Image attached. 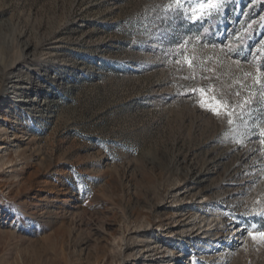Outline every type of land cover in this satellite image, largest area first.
<instances>
[{
  "label": "rangeland",
  "instance_id": "1",
  "mask_svg": "<svg viewBox=\"0 0 264 264\" xmlns=\"http://www.w3.org/2000/svg\"><path fill=\"white\" fill-rule=\"evenodd\" d=\"M188 8L0 0V264H117L168 239L178 264H264V0ZM208 85L231 116L189 91ZM214 212L201 257L189 223Z\"/></svg>",
  "mask_w": 264,
  "mask_h": 264
},
{
  "label": "bare ground",
  "instance_id": "2",
  "mask_svg": "<svg viewBox=\"0 0 264 264\" xmlns=\"http://www.w3.org/2000/svg\"><path fill=\"white\" fill-rule=\"evenodd\" d=\"M10 141H14V139H11ZM197 220H198V222L197 221H193L192 223H189L190 224L189 226L192 227V228H195V227H198V225L199 226L202 225V227H199L197 229L200 232L193 238V243H196L197 247H199L200 244L203 245V246L201 245L198 248V251H201L199 253L201 255V257H205L206 254L208 253V250L210 248H212V246H213L212 244H209L208 242H205V240L208 241L207 240V236L213 230V229H211V227L214 226V224L217 221L220 220V214L214 212V213L209 214V216H207V217H204V218H201V219L199 218ZM215 226H217V224ZM214 227H212V228H214ZM232 230H235V231L232 232ZM232 230L229 232V234L233 233L234 235L239 236V233L236 230V227L233 228ZM119 241L123 242L125 240L121 237L119 239ZM214 242L218 243L217 240L214 241ZM171 243L172 242L169 239H168L167 242L162 243L161 246L158 245V242H154L153 243L154 246H151V245H146L145 246V248H147L146 252H141V251H144V250L143 249H138L137 251L135 250V252L133 251V252L129 253V255H125L123 253L121 246H118V247L116 246L115 248H113L112 252H110V254H109L110 256L109 257H113L114 256V257H117V258H121V260L117 264H122V262H121L122 261V257H125V256H127V257L129 256L131 258V260H130L131 264H178L179 258H182L183 256H185V254H182L180 257H178L174 253L173 246L171 245ZM179 244L182 247L181 251L184 252L185 244H187V242L186 241H181ZM225 245H226V247H228V244H224V246ZM226 247H224L223 250H221L218 253H216V258L222 259L225 256V253H226V250H227ZM158 250H160V252H158ZM145 253H149L150 255L147 254L148 256H145L144 255ZM158 254L160 255L159 257L156 256ZM99 259H100V257H99ZM96 261H98V259ZM97 264H103V257H102L101 260H99V262Z\"/></svg>",
  "mask_w": 264,
  "mask_h": 264
},
{
  "label": "snow or ice",
  "instance_id": "3",
  "mask_svg": "<svg viewBox=\"0 0 264 264\" xmlns=\"http://www.w3.org/2000/svg\"><path fill=\"white\" fill-rule=\"evenodd\" d=\"M184 3L189 4L188 18L191 21L195 22L203 21L205 18L219 12L225 3V0H194V2L193 0H174V4L178 9L182 8ZM183 59L185 63H187L189 68L195 67L193 63L195 59L194 56L189 57L185 55ZM177 63H179V61H177ZM257 73L258 75L253 77V79L257 84H261V78L264 77V64L260 65L257 68ZM246 75H251V73H246ZM188 78L189 77H185V79ZM203 78L210 79V77ZM262 87H264V85H262ZM189 91L198 94L200 97L199 103L201 104V106L204 107L207 111L211 112L213 115H216L217 117H220L222 115H232V112L229 110L230 105L228 104L227 100L223 99L222 97H217V95H215L213 91L212 85H208L207 87L192 88L189 89ZM238 94L239 93H237V95ZM229 123H232V121L229 120ZM261 131L262 133H264V129H262ZM261 143L264 144V140H262ZM256 215L264 216V210L257 212ZM252 227L256 228V225H252ZM248 234L253 238V240H256L259 237L260 240L264 241V230H257L255 232L249 231Z\"/></svg>",
  "mask_w": 264,
  "mask_h": 264
}]
</instances>
